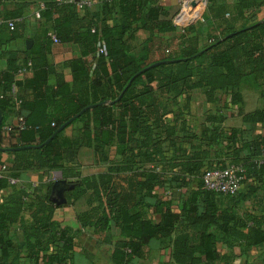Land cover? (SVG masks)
I'll return each mask as SVG.
<instances>
[{
  "label": "trees",
  "instance_id": "16d2710c",
  "mask_svg": "<svg viewBox=\"0 0 264 264\" xmlns=\"http://www.w3.org/2000/svg\"><path fill=\"white\" fill-rule=\"evenodd\" d=\"M94 1L95 12L86 8L80 15L73 4L42 0L39 15L48 27L38 44L23 55L0 52L6 58L0 73V145L7 111L23 126H10L0 192L24 172H59L74 186L66 199L90 193L88 203L94 206L77 214L80 225L101 231L115 226L126 239L111 253L114 264L145 259L153 240L171 244L175 264H212L222 258L218 243H243L246 250L264 244V205L238 214L242 202L264 192L259 164L264 134L253 133L258 126L264 131V19L254 20L264 0H237L229 19L245 24L235 28L225 20L203 44L190 36L194 25L187 27L174 52L167 35L175 27L168 11L152 0ZM139 30L149 37L134 50L128 40ZM2 31L8 39L18 36L15 25ZM48 32L56 43L80 49L64 64L69 83L56 76L55 85H48L55 73L47 63L53 43ZM20 72L31 77L18 81ZM13 86L22 92L11 94ZM195 90L212 108L192 124L188 102ZM244 90L257 92L261 107L244 112ZM180 98L186 100L182 106ZM229 112L248 128L224 127ZM68 127L75 133L62 136ZM81 148L92 149L95 164L108 163L107 171L82 177ZM228 165L243 171L239 191L228 196L206 190L203 174ZM51 186L46 185L32 221L20 227L21 247L33 264H67L73 253L76 233L52 220ZM25 197L22 188H13L0 203V264H16L8 260L9 230L20 220Z\"/></svg>",
  "mask_w": 264,
  "mask_h": 264
},
{
  "label": "crops",
  "instance_id": "0c3cea01",
  "mask_svg": "<svg viewBox=\"0 0 264 264\" xmlns=\"http://www.w3.org/2000/svg\"><path fill=\"white\" fill-rule=\"evenodd\" d=\"M157 5L168 11V19L171 21L177 14L180 0H152ZM237 0H211V4H207V8L203 14L200 22L193 26V32L190 36H197L201 44H203L210 33L217 34L219 30L224 27L225 20L229 21L235 28H240L245 24L243 20H230L234 15ZM43 6L42 0H0V17L12 14V12H20L21 16L12 19L16 26L18 36L13 39H8V34L5 31L0 33V39L3 41L0 45V52L21 54L36 46L41 36L42 30L48 26L42 21L39 11ZM208 6H211L208 9ZM95 12V7L89 9ZM80 15L83 12H78ZM184 10V15H186ZM166 19V18H161ZM264 19V7L254 11V20L261 21ZM252 22L247 20V24ZM173 25V24H172ZM174 26V25H173ZM218 30V31H217ZM212 33V34H213ZM181 33L176 27L175 31L168 36L169 50L177 51L181 44ZM149 37V32L146 30H139L128 40L130 47L134 50L140 48L141 44ZM30 40L32 44L29 49H26L25 42ZM80 55V49L73 44H58L52 43L50 53L47 55V63L55 71L49 76L48 85L54 86L56 76H60L65 82L71 81V72L68 67H65V62L77 58ZM6 68V58L0 56V73ZM31 77L30 72H22L16 75L15 79L21 81L24 78ZM22 92L15 87V94ZM0 91V97L2 96ZM14 94V93H13ZM244 98V112H251L261 107L262 101L257 92L252 90H244L242 92ZM182 106L186 103L184 98L177 100ZM212 108V105L205 101L201 90H195L189 95L188 110L193 117L191 123L194 124V119L203 116ZM234 114V111H232ZM232 113H227V119L223 126L226 128H242L246 129L248 126L243 125L240 119L232 116ZM5 125L15 126L17 124V117L7 111L5 114ZM73 127H68L62 132V136L72 137L74 134ZM255 134L264 131L260 127H256ZM14 142L15 139H11ZM9 143V133L1 131V145H0V168L5 164L10 156L5 151ZM3 150V151H2ZM113 154V150L111 152ZM77 162L80 166L82 177L96 175L107 171L108 163L94 162V155L92 149L81 148L78 153ZM56 172L50 174L37 173L27 171L22 174L20 179H17L15 184H10L6 189L0 192V203L12 192L13 188H22L26 192L24 199L23 210L20 215V220L10 226L9 237L12 238V251L8 260L16 259V264H33L27 258L25 250L21 247L22 240L20 237V227L22 224H29L32 221V214L40 199L47 191L46 185L54 182V175ZM59 175L60 173L57 172ZM35 189V190H34ZM51 189V188H50ZM50 192V190H49ZM48 192V197H49ZM164 194L162 190L158 191ZM89 194L81 196L76 199H66L67 202L62 206H55L52 213V220L57 222L63 228H69L75 232L73 239V253L67 264H114L111 261V253L120 241L126 239L120 236L119 230L115 226H111L110 230H98L94 226L82 227L77 220V214L90 210L94 204H89ZM177 192L173 194L176 197ZM264 205V192L259 193L256 198H251L250 201L242 202L239 205L238 214L242 215L249 210L259 211ZM217 249L221 255V259L212 264H264V244L246 250L243 243L229 241V244L218 243ZM172 246L169 242H162L153 240L150 242L145 259L138 261L136 264H175L171 258ZM41 261L39 260V263Z\"/></svg>",
  "mask_w": 264,
  "mask_h": 264
},
{
  "label": "built area",
  "instance_id": "2783aa9c",
  "mask_svg": "<svg viewBox=\"0 0 264 264\" xmlns=\"http://www.w3.org/2000/svg\"><path fill=\"white\" fill-rule=\"evenodd\" d=\"M58 4H73L77 12H83L86 8H90L95 1L94 0H54ZM207 0H180L179 1V11L174 16L172 24L176 27L181 33L184 30L197 22L204 10ZM184 10H186V15H184ZM7 27L9 30L14 29V21L5 20L0 18V28ZM53 43H56V39L52 32L47 34ZM98 52H103L102 49H99ZM22 73V72H20ZM15 87H12L11 94H15ZM13 94V95H14ZM16 127L22 129V119L17 118ZM4 132L10 131V126H5L2 129ZM260 165H264V155L259 161ZM5 171V166L0 168V178L3 176ZM242 169L228 165L223 169H211L206 171L202 176L203 186L206 190L211 191L219 195H235L240 188V183L243 179ZM17 179H9L10 184H15Z\"/></svg>",
  "mask_w": 264,
  "mask_h": 264
},
{
  "label": "water",
  "instance_id": "95a60500",
  "mask_svg": "<svg viewBox=\"0 0 264 264\" xmlns=\"http://www.w3.org/2000/svg\"><path fill=\"white\" fill-rule=\"evenodd\" d=\"M31 44L32 42L30 40H27L25 42L26 49H29ZM1 122H2V117H1V112H0V130H1ZM73 188L74 186L72 184L67 183L63 179L55 180L49 192V197H48L49 202H51L57 207L65 205L67 202L65 194L66 192L72 190Z\"/></svg>",
  "mask_w": 264,
  "mask_h": 264
},
{
  "label": "rangeland",
  "instance_id": "374dc122",
  "mask_svg": "<svg viewBox=\"0 0 264 264\" xmlns=\"http://www.w3.org/2000/svg\"><path fill=\"white\" fill-rule=\"evenodd\" d=\"M206 8H207V2L205 4L204 10L202 11L200 19L197 22H195L194 24H192V25H195V24L197 25L200 22V20L203 18V14H204ZM178 11H179V9H178ZM212 33H210L209 35H212ZM57 179H61V176L56 172L55 175H54V181L57 180Z\"/></svg>",
  "mask_w": 264,
  "mask_h": 264
}]
</instances>
